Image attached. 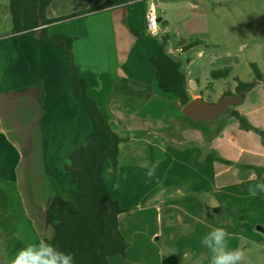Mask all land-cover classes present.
I'll return each instance as SVG.
<instances>
[{"label":"crops","instance_id":"0c3cea01","mask_svg":"<svg viewBox=\"0 0 264 264\" xmlns=\"http://www.w3.org/2000/svg\"><path fill=\"white\" fill-rule=\"evenodd\" d=\"M149 4V0H51L45 19L55 22L45 27L51 36L74 39L75 62L88 83V94L123 138L120 156L130 150L128 142H147L145 155L150 147H157V141L165 143L160 154L164 159L153 165L159 182L154 180L141 193L127 194L128 207L118 177L109 186L113 197L127 209L156 214L159 227L151 238H164V247L173 252L162 264H185L186 260L200 264L201 258L203 264H210V253L201 242L212 227H224L234 249L247 248L257 236L246 225L238 230L227 217L208 211L200 197H170L164 190L171 182L162 178L175 168L191 171L190 192L210 196L212 208L229 207L224 194H241L244 207L262 206L264 193L252 198L248 188L264 181V78L257 80L254 75L245 81L238 77L251 86L236 93L235 80L234 90L222 92L238 95V103L230 105L228 115L209 128L199 125L205 121L187 117L178 98L162 92L155 78L151 60L163 40L146 33ZM159 21L160 36L168 34V43L169 29L163 26V18ZM39 35L38 28L36 34L0 36V189L15 202L14 234L4 263L28 242L44 238L51 243L55 206L49 204L50 199L65 195L68 182L78 188L65 158L95 132L88 110L69 86L71 67L66 55L57 45L42 42ZM179 51L186 52L182 45ZM258 68L264 77L263 68ZM186 78L191 99L204 100L202 92L192 91L193 86H200L198 78ZM233 112L239 117L232 116ZM185 144L191 150L174 151ZM208 177L211 184L205 187ZM215 195L220 196L216 199Z\"/></svg>","mask_w":264,"mask_h":264},{"label":"rangeland","instance_id":"374dc122","mask_svg":"<svg viewBox=\"0 0 264 264\" xmlns=\"http://www.w3.org/2000/svg\"><path fill=\"white\" fill-rule=\"evenodd\" d=\"M9 2L10 0H0V36L13 32ZM153 2L159 18L164 20L163 26L169 29L171 38L167 43V50L184 63L183 70L187 75L198 78L200 86L198 88L193 86L192 91L195 94L202 92L206 102L215 103L223 96V91L234 90L236 77H241L245 81L253 78L251 63H257L264 70V0H153ZM162 38V36L159 38L160 41ZM182 39L188 43L196 40L202 43L181 53L179 48ZM223 69H230L232 75L228 78H212L214 71ZM229 109L228 107L225 114L219 115L214 121L200 122L199 125L209 128L212 122L228 115ZM128 144L130 150H125L121 156L119 155L117 172H114L110 160H107L103 173L110 187L118 177L121 179L119 191L125 206L129 207L131 205L127 194L130 196L133 192L141 193L148 185H154V180L156 183L159 182L158 175L149 180L145 173L150 168L149 165H158L160 160L164 159L160 154L161 145L165 143L157 141V147H150L151 152L147 151L146 155L143 152L148 147L147 142L135 140ZM190 147L186 144L180 145L175 147L174 151L191 150ZM134 150L136 151L133 153ZM121 165L123 169L120 172ZM190 175L191 171L185 172L183 168H175L172 174L165 179L162 178L171 182L169 183L171 187L165 189L164 193L170 197L192 195L200 197L204 204L208 203L210 196L190 192ZM210 184L211 178H205V187H210ZM71 185V182L66 183L64 196L74 198L78 188ZM219 196L215 195V198L218 199ZM222 197L228 200L229 207H222L218 215L227 217L226 219L234 223L238 230L242 229V224L246 225L245 228L257 236L256 239L249 240L247 248L245 245L239 248L245 254L243 264H264V232L259 231L260 228L264 231V204L259 207L252 205L249 208L247 205L244 207L241 194H224ZM237 197H241V201H238ZM14 205V199L0 189V264H5L3 261L14 234L15 215L12 213ZM127 210L119 216L118 227L127 242L126 254L111 258L109 264H162L163 258H170L173 252L169 247H164V238L161 240L151 238V232L159 227L156 214L146 216L145 211L139 209ZM187 261L185 262L188 263ZM200 264H203L202 258Z\"/></svg>","mask_w":264,"mask_h":264},{"label":"trees","instance_id":"16d2710c","mask_svg":"<svg viewBox=\"0 0 264 264\" xmlns=\"http://www.w3.org/2000/svg\"><path fill=\"white\" fill-rule=\"evenodd\" d=\"M50 2L51 0H10L13 33L36 34L39 19L42 20L40 40L55 44L63 50L71 67L69 86L76 100L86 107L95 125L93 136L65 158L66 169L78 185L79 191L74 198L62 194L51 197L50 202L55 206L54 235L51 244L64 252L74 254L75 264H109L111 258L126 254L127 242L118 226L119 216L128 210L113 197L104 178L103 169L106 161L110 160L114 172H117L123 138L114 132L97 102L88 94V83L79 75L75 62L74 39L63 34L52 36L48 34L45 26L55 22L45 19V11ZM168 38L167 34L162 39L158 55L151 62L155 67V78L162 92L174 94L184 106L191 101L187 75L183 70L182 61L167 50ZM201 43L198 40L189 43L186 40L181 41L185 51ZM250 66L255 79L264 78L257 64L251 63ZM231 75L230 69H223L214 71L212 78H228ZM235 80L236 93L251 86L238 77ZM230 95L232 92H227L223 96ZM238 115L237 112L232 113V116L239 117ZM206 208L215 214L222 209L212 208L208 203Z\"/></svg>","mask_w":264,"mask_h":264},{"label":"clouds","instance_id":"9594fccd","mask_svg":"<svg viewBox=\"0 0 264 264\" xmlns=\"http://www.w3.org/2000/svg\"><path fill=\"white\" fill-rule=\"evenodd\" d=\"M147 167V165H144ZM151 180L156 175L155 167L145 173ZM264 193V181L250 185L249 197L255 198ZM17 238H20L19 235ZM231 234L224 227H212L203 237L202 245L210 253V264H243L245 254L230 247ZM41 238L28 242L5 261V264H75L74 254L64 252Z\"/></svg>","mask_w":264,"mask_h":264},{"label":"water","instance_id":"95a60500","mask_svg":"<svg viewBox=\"0 0 264 264\" xmlns=\"http://www.w3.org/2000/svg\"><path fill=\"white\" fill-rule=\"evenodd\" d=\"M160 23V21H159ZM39 32L43 28L42 20L39 19ZM239 101L238 95L223 96L215 103H208L199 97L191 99L184 105L183 112L187 117L196 121H210L227 111L230 105L236 104ZM259 231L264 232L261 228Z\"/></svg>","mask_w":264,"mask_h":264},{"label":"built area","instance_id":"2783aa9c","mask_svg":"<svg viewBox=\"0 0 264 264\" xmlns=\"http://www.w3.org/2000/svg\"><path fill=\"white\" fill-rule=\"evenodd\" d=\"M149 8L147 11V19H146V33L152 38H160V23H159V15L153 0H149Z\"/></svg>","mask_w":264,"mask_h":264}]
</instances>
